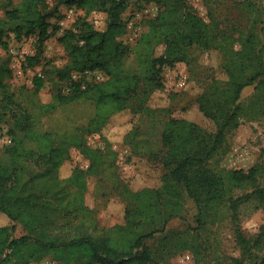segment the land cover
<instances>
[{
    "label": "rangeland",
    "instance_id": "rangeland-1",
    "mask_svg": "<svg viewBox=\"0 0 264 264\" xmlns=\"http://www.w3.org/2000/svg\"><path fill=\"white\" fill-rule=\"evenodd\" d=\"M20 1L0 0V19L4 18L5 9L17 6ZM47 1L51 6V0ZM182 2L173 5L168 0H162L160 4L145 3L142 0L125 1V7L119 14L124 30L114 37L121 42L119 68L122 72L140 76V87L136 88L125 108L115 113L105 111L108 117L106 116L107 120L99 131L79 133V129L75 133L80 135V140L86 139V142L90 136L98 135L100 138H93V143L89 145L93 149V145L99 140L105 144L126 147L127 168L124 169L117 162V151L114 150L115 154L107 158V166L102 162L101 165L95 164L87 171L80 172L84 188L81 193L77 185L71 184L67 186L68 194H59L58 197L55 195V175L64 183L75 167L85 169L89 162L78 149L70 146L69 157L55 167V160L49 162L47 159V146L64 139L55 135V130L63 133L65 129L67 134L74 124L86 122L89 115L94 113V106L89 101H78L44 112L40 105L48 101L58 87H67L63 85L64 81L58 80L57 71L66 63L70 64L72 54L69 46L59 40L60 37L66 31L78 32L82 20L91 23L94 29L103 31L109 19L108 13L104 8L97 7L100 9L98 10L95 7L85 15V8L73 6V16L66 19V9L63 7L56 12L59 15L56 18L58 30L40 46L35 36H22L18 39L12 32H7V36L2 37L7 46L0 43V66L6 65L11 70L3 78L6 92L13 99L10 106L16 115L23 112L30 115L28 121L24 119V122L26 120L31 131L34 129L36 132L52 133L46 143L25 136L17 120L20 117L16 118L10 110L3 109V103L0 102V165L14 170L19 183H26L25 189L37 197L32 210L40 213V203L46 205L44 211L49 218L56 220L55 225L59 227V224H64L62 231L76 229L85 213L91 218L87 231L95 235L101 233L102 229L125 225V209L146 203V199L137 201L132 194L145 188H158L162 183L164 169L161 156L166 148L161 144L160 133L166 120L185 118L195 122L206 132L214 133L216 123L202 114L197 98L206 91H213L215 87L221 92V96H218L221 111L228 113L230 110L232 78L223 67V59H233L234 74L243 77L259 70L262 75L241 90L237 117L226 129L219 148L206 162L207 167L226 181L225 197L222 200L203 201L199 211L182 185L177 184L183 195L177 199L180 202L179 212L167 220L162 232L144 240L155 256L151 261L141 264H264V205L251 198L243 202L237 215H234L227 200L229 195L233 198L244 197L257 187H264V0ZM183 4L189 5L202 18L211 39L220 44L222 51L217 48L206 49L196 43L186 45L182 51V62H177L174 66L179 65L185 69L188 79L185 87L176 90L166 84L163 71V86L157 84L156 74L150 68V60L165 49V44L158 40L162 23L154 27L149 39L145 35L150 31L149 20L157 16L158 12L168 8L163 14L170 24L177 15L172 7L180 11ZM107 6L108 4L105 5ZM93 13L100 16L101 24L97 27L92 22ZM130 20L138 21L135 23L136 36L131 40L128 38L132 34L128 28ZM65 42L72 44L70 39ZM78 43L83 41L79 40ZM38 49L37 61L29 64L25 57L33 56ZM34 76H40L43 80L38 90L33 84ZM215 81L218 83L215 84ZM68 82H71L69 78ZM150 85L154 87L150 88ZM42 148L44 151H41ZM83 162L87 164L86 167H83ZM251 167L256 168L255 183L244 182L237 185L228 182L230 170L247 171ZM8 186L9 183L6 187ZM75 199L81 205L78 209L72 204ZM63 208H67V211ZM159 208L165 209L164 206ZM154 219L156 222L160 221L159 217ZM149 220L150 218H144V227H148ZM2 225H7L10 234L15 237L29 234L31 227L13 221L0 212V226ZM95 225L97 232L93 231ZM82 228L83 226L78 225V229ZM237 228L248 242L250 253L241 247ZM123 232L124 230H117L115 234ZM30 264L63 263L48 254L40 260L30 261Z\"/></svg>",
    "mask_w": 264,
    "mask_h": 264
},
{
    "label": "trees",
    "instance_id": "trees-1",
    "mask_svg": "<svg viewBox=\"0 0 264 264\" xmlns=\"http://www.w3.org/2000/svg\"><path fill=\"white\" fill-rule=\"evenodd\" d=\"M125 1L51 0L52 5L50 6L47 0H21L17 6L5 9L4 18L0 19V43L3 46H7V43L2 39L7 36V32H12L18 39L22 36H35L40 46L52 33L58 30L59 24L56 18L59 15L56 12L63 7L64 9L74 8L73 6L85 8V15L95 7L96 9H98L97 7L104 8L108 13L109 19L103 31L94 29L91 23L82 20L78 32L66 31L60 37L59 40L69 46L72 54L70 64L66 63L63 68L57 71L58 80L64 81L63 85H67V87H58L56 93L40 105L44 112H50L58 106L78 101H89L94 106V113L85 125L76 126L73 131L67 132V134L55 131V135H60L64 139L57 140L55 145L47 146V159L49 162L55 160V167L67 156L69 157L71 147L78 149L79 153H82L89 162L85 169L75 167L72 175L66 179V183H63L55 175V195L57 197L59 194H68L67 186L71 184L77 185L81 193L83 175L80 172L87 171L92 165H101L102 163V155H104L102 150L104 149L91 148L86 139L81 138L80 140L78 138L80 135L75 132L79 129V133L99 131L108 117L105 111L115 113L125 108L129 98L133 97L136 92V88L140 87V85L138 86L141 83L138 79L140 76H137L136 73L122 72L119 68L121 42L116 41L114 37L115 34L124 30V23L120 21L119 14L125 7ZM142 1L162 3V0ZM168 1L174 5L183 0ZM106 4H108L107 7H105ZM175 8L172 7L177 15L170 24L163 14L168 10L165 8L149 20L150 31L145 35L149 39L154 27L162 23L160 31H158V40L165 44V49L150 60V68L153 73L155 72L156 82L160 86H163L161 72L165 67H173L175 63L182 62V51L186 45L196 43L206 49L217 48L222 51L220 44L215 39H211L207 25L202 21V18L189 5L183 4L180 11ZM67 39L72 40L71 45L65 42ZM79 40H82L83 43L79 44ZM38 52L39 49L33 56L25 57L29 64L37 61ZM233 64V59L231 61L223 59V67L232 78L230 82L232 84L230 87L231 108L228 113L221 111L218 100L221 92L218 91V87H215L211 92L206 91L197 98L198 108L202 114L213 119L216 123L214 133L206 132L198 124L185 118L166 120L160 133L161 144L166 148L161 156V164L164 169L161 176L162 183L158 188H145L132 194L135 195L137 201L146 199V203L125 209L127 218L125 225L102 229L101 233L95 235L87 231L91 218L85 213V216L79 220L80 223H77L76 229L62 231L64 224H59V227L55 225L56 220L49 218L48 213L44 211L46 205L43 206L40 203V213L32 210L31 207L37 197L33 192H28L25 189L26 183H19L14 170H8L0 165V212L5 213L13 221L23 223L24 226H31L29 234L17 237L10 234L7 225L0 226V264H30V261L40 260L48 254L63 264H141L151 261L155 254L145 245L144 240L153 237L155 233L162 232L167 220L179 212L180 202L177 199L183 195L177 188V184L182 185L186 194L196 203L199 211L203 201L222 200L225 197L226 181L207 167L206 162L219 148L226 129L237 117L240 109L238 102L241 90L245 86L253 84L262 75L258 70L241 77L237 73L234 74ZM85 69H100L106 73V79L85 87H81L80 82L77 81L68 82L71 71ZM10 73L11 70L8 66H0V102L3 103V109L10 110L16 118L20 117L17 120L20 123V129L24 130L25 136L46 143V139H49L52 132H36L34 129L31 131L26 123L30 115L26 112L16 115L10 106L13 99L6 92L7 87L3 81L4 76ZM32 80L35 89L38 90L42 86V78L34 76ZM216 83L218 81H215ZM153 87L150 85V88ZM24 119H26L25 122ZM12 139L15 140V138ZM104 148H106V144ZM42 150L44 151V148ZM256 181V168L254 167L247 171L234 169L228 172V182L237 185L244 182L255 183ZM7 183H9L8 187H6ZM251 198L257 199L260 204L264 205V187H257L244 197L233 198L229 195L227 200L233 214L237 215L239 206ZM72 204L75 205V209L81 207L76 199ZM160 206H164L165 209H160ZM63 209L67 211V208ZM156 217L160 218L159 222L154 219ZM144 218H150L148 227H144L146 224ZM78 225L83 228L78 229ZM95 227L96 225L93 227L94 232L96 231ZM117 230H124V232L116 235ZM237 234L241 247L250 253L249 244L240 234L238 228Z\"/></svg>",
    "mask_w": 264,
    "mask_h": 264
},
{
    "label": "built area",
    "instance_id": "built-area-1",
    "mask_svg": "<svg viewBox=\"0 0 264 264\" xmlns=\"http://www.w3.org/2000/svg\"><path fill=\"white\" fill-rule=\"evenodd\" d=\"M74 11H75L74 8L66 9L65 18L69 19L70 17H72ZM92 22L96 27L99 26L101 24L100 16H98L96 13H93ZM136 22L138 23L137 20ZM136 22L134 20L128 21L129 33H132L130 36L128 35V38L130 40L136 36V31H137V28L135 27ZM163 74L165 75L166 84L167 83L170 84V87H174L176 90L185 87L188 79V74L185 71V69L180 68L179 65H176L174 67H165L163 70ZM105 79H106V73L100 69H85L83 71L74 70L71 71L69 76V81L80 82L81 87H85L86 85L92 83L102 82ZM93 138L98 140L100 137L98 135L90 136L87 141L88 145H91L93 143ZM93 146L95 148L103 149L105 147V143L99 140ZM112 147L115 151H117V162H120L123 165L124 169H126L127 164L125 163V160L128 154V149L123 146L120 147V145L117 144H113ZM86 166L87 164L83 162V167ZM186 258H188V256H186Z\"/></svg>",
    "mask_w": 264,
    "mask_h": 264
},
{
    "label": "crops",
    "instance_id": "crops-1",
    "mask_svg": "<svg viewBox=\"0 0 264 264\" xmlns=\"http://www.w3.org/2000/svg\"><path fill=\"white\" fill-rule=\"evenodd\" d=\"M84 104V103H83ZM89 104V103H88ZM90 105V104H89ZM92 116V113L89 115V117H88V119L90 118ZM88 119L86 120V122H82L81 124H79V125H77V124H74V126H73V128L72 129H70L69 131H68V133L70 132V131H73L74 129H75V127L76 126H80V125H85L87 122H88ZM56 132H59V131H57V130H55ZM64 131H65V129H64ZM63 131V132H64ZM119 145V144H118ZM113 143H111V145L110 144H107L106 143V148L104 149V150H102L104 153V155H102V161L101 162H103V165H105L106 164V166L108 165V161H107V158L108 157H110L111 158V156H113V154H115V151H114V149H113Z\"/></svg>",
    "mask_w": 264,
    "mask_h": 264
}]
</instances>
